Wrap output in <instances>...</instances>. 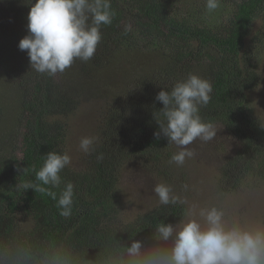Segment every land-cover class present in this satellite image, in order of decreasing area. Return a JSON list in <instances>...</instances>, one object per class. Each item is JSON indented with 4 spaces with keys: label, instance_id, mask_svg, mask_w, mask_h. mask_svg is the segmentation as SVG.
<instances>
[{
    "label": "trees",
    "instance_id": "trees-1",
    "mask_svg": "<svg viewBox=\"0 0 264 264\" xmlns=\"http://www.w3.org/2000/svg\"><path fill=\"white\" fill-rule=\"evenodd\" d=\"M0 2L8 12L28 17L29 0ZM111 3L116 15L110 25L101 26L95 63L110 64L113 53L124 48H156L172 68L204 69L213 92L200 115L206 122L224 126L241 145L224 169L233 182L230 188L249 177L264 180V119L255 115L248 95L261 81L259 34L247 41L255 22L264 23V0H233L232 11L218 24L181 11V0ZM129 24L131 30L126 33ZM170 67L152 77L142 89L146 94L135 92L133 103L138 107H113L107 112L105 128L96 137L95 151L88 154L85 168L68 165L61 171L60 187L51 190L59 197L68 182L74 185L72 214L62 217L47 190H25L19 185L40 184L36 172L47 153H66L63 118L76 109L77 102L61 89L56 75L40 74L31 69L29 57L24 60L18 69L24 92L21 138L10 152L0 150V264H127L126 250L135 241L145 248L171 247L155 239L156 227L160 222H180L184 205L160 204L124 221L117 190L127 162L144 157L157 163L170 159L169 140L163 133L155 135L160 130L155 113L163 108L156 96L176 83ZM128 108L141 114L138 120L128 123ZM121 131L125 138L117 137ZM101 154L103 158L98 159ZM27 218L31 226L23 225Z\"/></svg>",
    "mask_w": 264,
    "mask_h": 264
},
{
    "label": "rangeland",
    "instance_id": "rangeland-1",
    "mask_svg": "<svg viewBox=\"0 0 264 264\" xmlns=\"http://www.w3.org/2000/svg\"><path fill=\"white\" fill-rule=\"evenodd\" d=\"M180 6L183 12L194 13L200 20L218 24L232 11L233 0H220V7L211 13L206 9V0H181ZM27 25V18L8 12L0 2V150L4 149V152H10L14 142L21 138L24 92L18 69L29 56L18 45L29 34ZM257 33L260 37L257 70L261 81L248 95L255 115L264 119V23L261 20L255 22L248 43ZM113 55L111 63L109 61L106 65L96 64L94 57L88 62L77 59L64 73L55 76L61 89L73 95L77 102L76 109L63 118L66 124L65 149L71 157L69 165L77 170L85 168L89 154L80 149L81 139L91 137L95 142L105 128L103 120L108 117L107 112L113 107H138L133 103L137 98L135 92L146 94L142 89L151 83L152 77L171 66L156 48H124L116 50ZM170 71L176 74V82L187 79L190 74L207 79L206 71L201 68L186 72L170 67ZM130 110L128 108L126 112L128 123L141 116L136 110ZM214 127L216 137L209 142L195 141L190 147L195 149L196 155L186 160L183 166L170 163V159L157 163L149 157L134 159L124 165L117 186L118 194L122 196L121 216L124 221H131L160 205L153 188L158 183H167L181 199L188 201V205H214L223 209L227 220H239L248 226L264 223V180L249 177L239 186L230 188L233 182L227 178L224 169L241 145L224 126L214 124ZM117 137L122 139L126 134L121 131ZM169 149L172 152L170 158L179 151L175 144ZM184 185L188 186L187 190ZM188 205H184L185 211ZM184 219L185 216L181 221ZM23 222L24 226H31L29 218ZM166 243L171 245V241Z\"/></svg>",
    "mask_w": 264,
    "mask_h": 264
},
{
    "label": "clouds",
    "instance_id": "clouds-1",
    "mask_svg": "<svg viewBox=\"0 0 264 264\" xmlns=\"http://www.w3.org/2000/svg\"><path fill=\"white\" fill-rule=\"evenodd\" d=\"M28 32L19 42V49L27 51L31 69L40 74L55 76L64 73L79 59L90 61L102 40L101 26L110 25L116 13L111 0H29ZM220 0H206V9L213 12ZM131 30L126 25L125 32ZM213 92L212 83L196 74L177 81L170 91L161 90L156 100L163 108L155 113L159 124L157 137L163 135L179 151L170 163L183 166L195 155L190 147L195 141L209 142L216 137V129L200 115L208 105ZM94 138L84 137L80 149L91 154L95 151ZM102 154L98 159H102ZM71 163L69 154L47 153L43 166L36 172L40 184L25 183L19 187L46 191L57 201L62 217L72 214L74 185L68 182L57 196L53 188L62 183L61 171ZM50 186L45 189L40 185ZM187 185H184L187 190ZM153 191L161 205H188L173 187L158 183ZM158 242L171 241V247L145 248L135 241L127 248V264H264V223L255 226L229 221L225 212L216 206L188 205L185 219L178 224L160 222L156 227Z\"/></svg>",
    "mask_w": 264,
    "mask_h": 264
}]
</instances>
